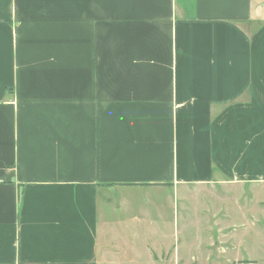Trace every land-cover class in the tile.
<instances>
[{"label": "crops", "instance_id": "crops-1", "mask_svg": "<svg viewBox=\"0 0 264 264\" xmlns=\"http://www.w3.org/2000/svg\"><path fill=\"white\" fill-rule=\"evenodd\" d=\"M218 182H264V0H0V264H136L125 195Z\"/></svg>", "mask_w": 264, "mask_h": 264}, {"label": "rangeland", "instance_id": "rangeland-1", "mask_svg": "<svg viewBox=\"0 0 264 264\" xmlns=\"http://www.w3.org/2000/svg\"><path fill=\"white\" fill-rule=\"evenodd\" d=\"M124 198L118 221L139 234L130 254L136 264L154 256L160 264H264V182L179 185ZM149 236L156 253L145 256ZM127 241L121 243L129 253Z\"/></svg>", "mask_w": 264, "mask_h": 264}]
</instances>
